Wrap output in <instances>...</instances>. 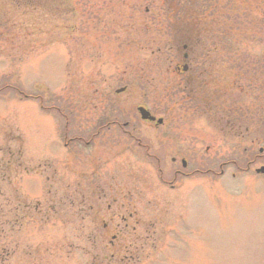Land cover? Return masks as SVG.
I'll return each instance as SVG.
<instances>
[{
  "label": "rangeland",
  "instance_id": "374dc122",
  "mask_svg": "<svg viewBox=\"0 0 264 264\" xmlns=\"http://www.w3.org/2000/svg\"><path fill=\"white\" fill-rule=\"evenodd\" d=\"M61 1L35 0L30 7L0 0V88L23 91L19 98L0 89V264H264V179L233 169L218 175L219 165L240 164L245 155L239 135L223 138L216 130L224 126L225 92L216 90L213 123L194 115L181 104L182 85L173 86L172 72L160 68L163 53L148 50L154 46L147 29L170 50L166 25L200 6L222 11L206 39L215 62H225L218 53L230 44L233 57L258 61L264 40L235 34L224 45L216 39L223 24H235L231 14L239 9L227 12L228 0H71V15L58 9ZM137 69L146 79L134 76L137 82L116 95ZM236 104V112H253L257 101ZM49 105L61 117L47 113ZM142 105L164 124L137 121L134 111ZM110 113L132 118L165 182L111 131L90 145L70 140ZM254 125L250 114L249 139Z\"/></svg>",
  "mask_w": 264,
  "mask_h": 264
},
{
  "label": "flooded vegetation",
  "instance_id": "af4514ba",
  "mask_svg": "<svg viewBox=\"0 0 264 264\" xmlns=\"http://www.w3.org/2000/svg\"><path fill=\"white\" fill-rule=\"evenodd\" d=\"M233 1V0H231ZM264 3V0H261ZM264 11V7L262 8ZM147 10H145V13ZM243 20L246 21V15H243ZM261 29L259 31V38L264 39V14L260 16ZM151 29V27L149 26ZM166 34V30H164ZM231 33L230 31L228 32ZM147 34L151 35V30L147 29ZM164 34V35H165ZM200 33L197 30L192 31L189 37V43H195V46H188L186 49L178 53V63L174 64V71L179 76L178 81L181 84L196 86L197 92H203L202 87L211 86L213 91V85L218 84V79L215 77L217 74V69L215 68V62L212 59L211 51L206 50L204 47H199ZM260 39V41H261ZM232 47L229 48V52ZM177 51V48H175ZM233 50V49H232ZM186 54V57L184 55ZM229 54V59H235ZM246 56V55H245ZM226 89H225V99L227 104L225 106L226 112L229 115V119L238 120V126L226 122L224 126L217 127L219 135L224 137H240V145L243 146L241 151L245 155L241 158L240 164L236 160H228L224 164L226 168H221L219 165L218 175H222L225 170L233 169L236 173L243 174L244 177L248 175H253L264 179V55L259 57L258 63H248L247 56L241 55L240 62H229L226 66ZM128 86L132 84V80L127 78L125 82ZM208 89L206 90V92ZM209 92V91H208ZM208 98H213L214 92H209ZM201 97V96H200ZM249 97H252L257 101V105L251 110L242 109L236 112L237 109L233 108V105H237V101L240 100L241 103H246ZM235 98V101L233 100ZM243 99L245 101L243 102ZM201 102H204V98H200ZM232 101L236 103H232ZM201 104L198 106L201 108ZM239 107V106H237ZM248 108V107H247ZM239 113V117L236 115ZM250 114H253L255 119V129L253 130V138L249 139L251 136V128L248 126V120ZM236 124V123H235ZM131 131L134 128H130ZM242 130V131H241ZM131 143L129 144V146ZM183 166V165H182ZM257 166V167H255ZM186 164L181 167L182 170L186 169ZM257 169H262L260 172H256ZM194 173H198L197 170ZM205 173H210V169H206ZM180 177H188V173H178ZM231 177L234 178L235 174L232 172ZM249 175V176H250Z\"/></svg>",
  "mask_w": 264,
  "mask_h": 264
},
{
  "label": "trees",
  "instance_id": "16d2710c",
  "mask_svg": "<svg viewBox=\"0 0 264 264\" xmlns=\"http://www.w3.org/2000/svg\"><path fill=\"white\" fill-rule=\"evenodd\" d=\"M35 0H18V2L20 3H24L25 5L27 6H30L32 7V4L34 3ZM37 1H42V0H37ZM63 3L62 6H60L58 9L60 10H63L64 13L68 11V6H69V0H63L61 1ZM202 9H196V10H193L191 12H187L185 13V24L184 26L180 27V28H174V32H173V40L174 41H178L180 40L182 37H184L187 33H189L190 31H194L197 29V24H199V22H204L202 23V27L199 28V30H203L208 33H206V36H208L210 34L211 31H209V29H213L215 26L218 25V21H215V19L218 17V16H222V11H215L213 14H211L210 10H207L206 8H203L202 12H200ZM209 15V16H208ZM199 16H201V18H199ZM204 17V18H203ZM212 19V21L210 22L209 24V20ZM215 34V33H214ZM223 34V33H222ZM220 37L222 38H219L217 37L216 39L217 40H223V37H224V34L223 35H220ZM175 87H179L178 84H175ZM167 91L163 90L162 92L159 93V97L161 98V100H165L164 97H167L168 94H166ZM210 95V93H209ZM188 103H192V100L191 98H188L187 99ZM210 103V101H208ZM40 103V106L42 105V103L39 101ZM175 105V104H174ZM43 106V105H42ZM45 107V106H44ZM42 108V107H41ZM48 110L46 111H51V108L52 107H47ZM54 111H58L56 108H54ZM127 120L126 119H123V118H119L116 120H107L105 121V123H102L100 124V126H102V132H105V131H108L109 130V127L112 126V125H115L116 129L118 132H120L121 134L123 135H131L130 132H128V128H125L124 126H122L121 124L123 123H126ZM128 123V122H127ZM129 126V124H127V127ZM137 140V139H136Z\"/></svg>",
  "mask_w": 264,
  "mask_h": 264
},
{
  "label": "water",
  "instance_id": "95a60500",
  "mask_svg": "<svg viewBox=\"0 0 264 264\" xmlns=\"http://www.w3.org/2000/svg\"><path fill=\"white\" fill-rule=\"evenodd\" d=\"M138 111L142 120L154 121V118L150 117L149 113L144 109L139 108ZM157 123L160 124L161 120H158Z\"/></svg>",
  "mask_w": 264,
  "mask_h": 264
}]
</instances>
